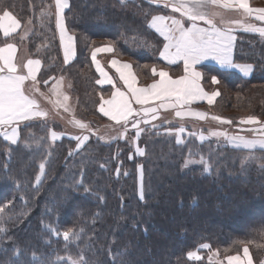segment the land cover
I'll return each instance as SVG.
<instances>
[{"label": "trees", "instance_id": "1", "mask_svg": "<svg viewBox=\"0 0 264 264\" xmlns=\"http://www.w3.org/2000/svg\"><path fill=\"white\" fill-rule=\"evenodd\" d=\"M250 1L255 6L264 0ZM52 2L10 0L22 25L29 18L33 21L23 42L31 56L42 61L39 80L68 79L79 120L93 126L110 123L98 112L100 95L108 98L112 87L95 83L100 78L91 62L95 47L113 46L110 57L129 62L142 86L152 83L153 65L173 76L183 74L182 64L167 65L159 59L164 42L147 27L151 15H169V9L149 5L147 0H125L124 6L120 0H70L73 8L66 16L69 33L75 34L76 58L65 65L54 16L47 9ZM23 31L22 27L19 32ZM237 37L234 62L251 64L255 72L244 77L216 65L200 66L205 90L220 92L213 105L202 107L232 125L240 126L239 121L249 116L264 122V36L241 30ZM4 40L0 33V46ZM12 42L22 41L16 36ZM212 75L219 84L211 83ZM52 131L64 130L58 123L36 121L21 131L16 145L0 136V228L4 229L0 264L17 259L19 264H58V258L69 253L110 264L117 251L127 253L123 258L133 264H219L209 259L212 252L235 256L245 247L254 264H264V162L244 164L236 159L244 153L264 155V149L224 146L227 165L216 171L211 166L204 173L200 164L184 168L186 160L202 156H190L194 150L190 141L199 146L207 143L189 134L183 136V145H177L174 135L164 134L166 129L149 137L145 133L139 139L145 155L138 156L122 138L110 144L92 138L77 150L75 139L52 141ZM44 136L54 145L51 151L39 148L46 142ZM141 165L143 200L139 198ZM73 173L82 186H70ZM37 176H41L39 183ZM68 229L79 233V238L70 235L64 241ZM13 243L16 248L9 251ZM201 244L209 248L201 249ZM21 251L24 256H19ZM189 251L201 253L200 259H188Z\"/></svg>", "mask_w": 264, "mask_h": 264}, {"label": "snow or ice", "instance_id": "2", "mask_svg": "<svg viewBox=\"0 0 264 264\" xmlns=\"http://www.w3.org/2000/svg\"><path fill=\"white\" fill-rule=\"evenodd\" d=\"M124 6L125 0H120ZM136 0H133L135 3ZM149 5L160 6L164 9H170V15H151V19L147 21V27L154 30L163 40L162 50L159 51V59L166 62L167 65H177L182 62L183 74L177 78H173L169 71L165 68L159 70L155 65L151 67V75L154 78L148 86H137V77L131 71V65L128 63L120 64L118 60L112 59L111 66L119 75V80L123 83V89L117 87L113 78L101 66L97 59V54L101 52H113V46L95 47L91 52V62L95 65L96 72L99 73V79L95 81L97 85H112V91L108 98L101 94L98 102V112L110 121H114L120 125L124 132L121 138L128 132L129 125L135 131L133 142L141 137L142 133L151 134L152 129L159 128L153 123L158 119L160 109H176L177 117L196 116L199 119L206 117L205 113L193 112L191 109H185L186 105H190L197 100L206 99L209 105L213 104L215 97L220 92H206L201 86L204 73L197 69L202 62L212 60L221 68H238L241 72L248 74L253 71L251 64H239L234 62L236 28H242L245 32L258 33L264 36V27H258L253 23H245L242 20L226 21L224 16L215 11L216 8L235 9L242 17H251L261 24H264V7L254 8L250 6L249 0H147ZM13 5L10 0H0V33L5 38L2 46H0V135L5 141L16 145L20 139V133L23 129L30 126L32 121L46 118L48 112L41 109L36 98V94L46 97L47 94L41 92V81L37 78V73L41 68L40 59H27L26 63L17 62L18 45L12 42L13 38L19 36L21 41L25 40L33 21L31 18L22 25L21 20L11 10ZM73 5L70 0H53L47 5L48 13L54 16L55 31L59 36V45L63 52V64L67 65L76 56L75 34H69V20L66 16V10L71 12ZM178 13L179 18L174 15ZM149 13H145L147 20ZM219 17V21H217ZM186 21L189 22L186 26ZM203 26H201V23ZM223 25V26H220ZM24 28L23 33L18 30ZM239 59V57H237ZM147 67V65H145ZM26 70V71H25ZM55 77H49L54 80ZM61 80L63 77L60 78ZM49 80H43L47 85ZM212 84H219L220 80L216 75H212ZM28 82H31L30 84ZM59 82L52 85L51 93L56 96L55 104L59 105L67 112L68 95H63L62 101L59 97L62 95L59 91ZM30 89V91H29ZM50 99V98H49ZM137 105L139 107H134ZM213 120L221 124H232L231 120H225L219 116H213ZM81 129L88 127L81 120L72 121ZM240 124H261L259 129H250L253 132L264 133V122H260L257 117L249 116L239 121ZM144 125L145 127H142ZM185 132L183 127L176 129H166L165 135H173L176 137V144L183 145L181 134ZM157 134H160L157 131ZM51 140L57 141L62 138V134L56 131L51 132ZM212 136L228 137L226 132L215 131ZM76 149H80L89 139L88 136H76ZM204 139L203 135L200 137ZM231 143L236 147L245 149L255 148L257 145L264 149V138L259 140H247L243 136L228 137ZM70 152L69 155H73ZM135 155L144 156L145 150L142 147L135 148ZM129 159H133L130 154ZM189 161H185L184 167H187ZM203 165L204 173L210 171L211 165L208 160L201 159L199 161ZM41 175L45 172V164L39 165ZM141 172V189L139 198L144 199L143 190V166L139 168ZM119 174V168H117ZM83 176L84 172L81 171ZM127 175V173H125ZM69 184L72 187L82 186L81 182L75 179V174H70ZM36 181H41V176L36 177ZM38 190V189H37ZM88 189L85 188V192ZM4 229L0 228V232ZM60 235L59 231L56 233ZM70 235L79 238V233H74L72 229L63 232L64 241H68ZM16 245L13 243L9 251L15 250ZM201 249H208V244H201ZM245 255L248 254V248L244 249ZM127 253L119 251L111 255L110 264H133V261L124 259ZM19 256H24L21 251ZM121 257L117 262V257ZM188 259L199 260L200 257L196 252L189 251ZM211 259V257L209 258ZM228 264H240L238 256H228ZM13 264H19V260H14ZM58 264H98L97 261H89L83 254L73 256L71 253L58 258ZM248 264H251L249 259Z\"/></svg>", "mask_w": 264, "mask_h": 264}, {"label": "rangeland", "instance_id": "3", "mask_svg": "<svg viewBox=\"0 0 264 264\" xmlns=\"http://www.w3.org/2000/svg\"><path fill=\"white\" fill-rule=\"evenodd\" d=\"M256 4L264 6V1L258 2ZM160 6H163V5L161 4ZM169 11L171 12L170 9H169ZM215 11L220 12L222 15H224L226 17V19L229 17L231 18V12H232L231 9L216 8ZM232 17H233V14H232ZM217 21H219V17H217ZM28 34H29V32H28ZM18 45H22V46L28 48L27 44L24 43L23 41ZM24 55H25V53L22 51V53L20 54V62L23 61L22 58ZM32 58H35V57H32ZM69 84L71 86L70 82H69ZM134 107H137V106L134 105ZM183 110H187V109H183ZM204 110L206 112L205 111L199 112V113H205L206 114V117L204 118L205 119L204 122H200L201 119H199L196 116L177 117L175 115L176 109H167V110L160 109L161 117H159L156 121H153V123H155L156 125L159 126L158 130H160V129H172L173 132H175L176 129L183 127L185 129V132L183 134H181V139H183L184 135L189 134V136H187V137H190V136L193 137L194 136L201 143L207 142V143H205L206 144L205 146H199L196 143V141H190L189 146L194 149V150H192V153L190 156L194 157V155L200 154V153L202 156L199 158H192L191 157L190 159H188L189 163H188L187 167H184L185 169H191L195 165L200 164L199 161L201 159H205V160L209 159V164L213 167V169H215V171L218 170L217 169L218 167L220 168L223 165H227L228 162L225 161L226 152L224 150V146H229L232 148L245 149L243 147L234 146L231 143V141L228 139V137L238 135V136H243L245 139L250 138L251 140H259L261 138H264V133H261L259 131H257V132L250 131V129H259L261 127V124H259V123L255 124V125L238 124L240 126L232 125V124H221L218 121H215L212 119L213 116H218L217 114L209 111V109H207V108H204ZM192 111L195 112L194 110H192ZM68 117L70 118L68 121H67V118L63 120L60 117L57 118V121L55 119L51 121L53 123H58L63 127L64 131L58 132V133L62 134V138L67 137V138L74 139V137H76V136H85L86 135L89 137V139L85 143H87L90 139L95 138L102 143L110 144V143L114 142L115 140L121 139V133L124 132V129L120 125H117L114 121H112L111 124L105 123V125H102V126H93V125L86 123L88 125V127L85 129H81L72 122L73 120H77V119L79 120V118H77L76 116H73V115L72 116L68 115ZM223 119H225V118H223ZM225 120H227V119H225ZM241 126L244 128H242ZM248 126H249V128H248ZM142 127H145V126L142 125ZM155 130H157V129H152L151 132L153 133ZM215 131L226 132L228 134V137L212 136L211 133L215 132ZM143 134H145V133H142V135ZM150 135H146V136L149 137ZM173 135L175 136V134H173ZM201 135H203V137H204L203 140L200 139ZM0 136H2V135H0ZM134 136H135V131L132 130L131 126L129 125V130L123 136L122 139H124V141H123L124 143H126L130 148L134 149V154H135V148L137 146L138 147H142V146L140 145L139 140L136 142H133ZM25 139H26V142H28L27 140L29 138L27 135H26ZM44 139H46L45 140L46 142H43L42 144L40 143L41 144L40 146H42V147H39V148L42 149L43 151H51L52 150L51 146H54V145L50 144L49 140H47V136H44V138L42 140H44ZM26 142H25V144H26ZM47 142L49 143V145L46 144ZM213 146L218 147L219 150H215L214 148H211ZM142 148H144V147H142ZM255 149H261V148L259 147V145H257L255 148L247 149V150H255ZM196 156H198V155H196ZM239 158H241L240 159L241 163H244V164L248 163V162L257 161L263 165V162H264V155H259V153H257V154L244 153V154L238 155V157L236 159H239ZM210 159H211V161H210ZM223 162H225V164H222ZM200 165H202V164H200ZM196 253L199 257H201V253H199V252H196ZM235 256L239 257L240 264H248V261L250 259L249 252L247 255H245V253H242V254L235 255ZM210 257H211V259H210L211 261H215L219 264H228L227 257H219V255L215 252H212L210 254Z\"/></svg>", "mask_w": 264, "mask_h": 264}, {"label": "crops", "instance_id": "4", "mask_svg": "<svg viewBox=\"0 0 264 264\" xmlns=\"http://www.w3.org/2000/svg\"><path fill=\"white\" fill-rule=\"evenodd\" d=\"M249 3H250V6H252V7H254V8H258V7H264V6H262V5H253V4H251V1L249 0ZM67 11V10H66ZM231 18L229 17V18H227L226 19V17L224 16V19L226 20V21H233V20H242V21H244L245 23H253V24H256L258 27H264V24H261L259 21H256V20H254L253 18H251V17H248V18H245V17H242L241 15H240V13L237 11V10H235V9H231ZM170 14H173V13H170ZM169 14V15H170ZM232 14H233V17H232ZM174 15H176L178 18H179V14L178 13H176V14H174ZM187 22V21H186ZM201 23V26H203V24H202V22H200ZM188 24H189V22H187L186 23V26H188ZM220 26H223V25H220ZM21 30V29H20ZM20 30H18V32L20 31ZM241 30H243L242 28H236L235 29V32H234V34L236 35V42H237V40H238V37H237V33L239 32V31H241ZM69 34H71V33H69ZM75 42V41H74ZM18 45V44H17ZM106 46H109V45H106ZM106 46H103V47H106ZM75 47H76V45H75ZM235 49H236V43H235ZM22 51L25 53V55L23 56V61H21L20 62V54L22 53ZM112 53V52H111ZM111 53H109V52H101V53H98L97 54V59L100 61V63H101V66L105 69V71L106 72H108V74H109V76H111L112 78H113V81H114V83L116 84V86L117 87H120V88H122V90H126V89H123V83H122V81H120L119 80V75H118V73H116V71H115V69L114 68H112V66H111V60L112 59H116V58H112V57H110V54ZM33 56H31V54H30V52H29V50H28V48L27 47H24V46H22V45H18V50H17V62L18 63H26V61H27V59H29V58H31V59H39V58H32ZM76 58V56L70 61V63H72L73 61H74V59ZM116 60H118V62L120 63V64H123V63H128V64H130L129 62H126V61H122V60H119V59H116ZM69 63V64H70ZM178 64H182V62L181 63H178ZM177 64V65H178ZM204 64H212V65H216V66H218V67H220L221 68V66L220 65H218L215 61H212V60H208V61H204V62H202V64L201 65H198L197 66V69L198 70H200V66H202V65H204ZM240 64V63H239ZM68 65V64H67ZM131 65V64H130ZM253 66V65H252ZM222 69H227V70H232V71H236V72H238L239 74H241L242 76H244V77H251L253 74H254V72H255V67L253 66V71H251L250 73H248V74H245V73H243V72H241L240 71V69H238V68H228V67H225V68H222ZM41 70H42V61H41V68H40V71L37 73V78H38V80H39V75H40V73H41ZM159 70V69H158ZM166 70V69H165ZM26 71V70H25ZM131 71L133 72V74L137 77V75L135 74V72H134V69L132 68V65H131ZM168 71V70H167ZM201 71V70H200ZM99 74V73H98ZM169 74L173 77V78H177V77H179L180 75H182V74H180V75H177V76H173L170 72H169ZM62 76H59V77H57L56 79H54L53 80V82H52V84L50 85V86H47V88H44V83H40V89H41V92H44V93H46L47 94V96L46 97H41V96H39V94H36V98H37V100H38V103L40 104V107H41V109L42 110H44V111H46V112H48V116L46 117V118H42V119H38V120H35V121H32V122H36V121H43V122H51L52 120H56L57 121V118L58 117H60V118H62L63 120L64 119H66L67 118V121L70 119L69 117H68V115L69 116H75V113H76V110H75V101H74V99L71 97V95H70V92H69V87H70V84H69V82H68V79H66L65 77H63V79L61 80L60 78H61ZM202 81H203V79H202ZM202 81H201V86L203 87V84H202ZM57 82H59V84H60V88H59V91H60V93L62 94L60 97H59V99L62 101V99H63V95H68L69 96V100L67 101V107H68V111L67 112H65L64 111V109L62 108V107H60L59 105H57V104H55V101H56V99H57V97L56 96H54V95H52V93H51V88H52V85L53 84H55V83H57ZM29 84L31 83V82H28ZM105 86H111L112 87V85H103V87H105ZM137 86H142V85H140L139 84V81H138V77H137ZM203 89L205 90V88L203 87ZM29 91H30V89H29ZM206 91V90H205ZM206 92H208V91H206ZM209 94L210 93H212V92H208ZM50 98V99H49ZM218 98V96L217 97H215V99H214V102H213V104L215 103V101H216V99ZM213 104H211V105H213ZM207 106V105H209L208 103H207V101H206V99H204V100H197V101H195V102H193L192 104H190V105H186L185 106V109H192V110H194L195 112H201V111H205L204 110V108L202 107V106ZM135 106H137V105H135ZM137 107H139V106H137ZM206 112V111H205ZM159 117H161V113H160V111H159V113H158V118ZM107 118V117H106ZM108 119V118H107ZM109 120V119H108ZM110 121V120H109ZM205 121V119H201L200 120V122H204ZM71 122V121H70ZM112 123V121H110V124ZM251 125H255V124H251ZM242 127V126H241ZM242 128H244V127H242ZM241 128V129H242ZM248 128H249V126H248ZM247 140H251L250 138H247ZM249 255H250V253H249ZM250 259H251V264H254L253 263V260H252V258H251V255H250Z\"/></svg>", "mask_w": 264, "mask_h": 264}]
</instances>
